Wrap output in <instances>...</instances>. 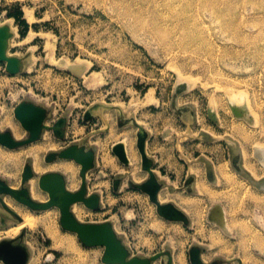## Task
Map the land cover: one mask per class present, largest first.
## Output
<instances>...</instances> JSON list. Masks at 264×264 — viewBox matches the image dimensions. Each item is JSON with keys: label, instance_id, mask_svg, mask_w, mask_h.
<instances>
[{"label": "rangeland", "instance_id": "1", "mask_svg": "<svg viewBox=\"0 0 264 264\" xmlns=\"http://www.w3.org/2000/svg\"><path fill=\"white\" fill-rule=\"evenodd\" d=\"M203 1L0 0V27L13 29L10 52L32 59L12 77L0 62V106L30 97L59 108L101 100L142 116L174 110L183 134L229 152L245 175L232 170L215 186L225 221L214 248L264 264V0ZM0 152L6 175L13 151ZM20 222L7 213L0 239L17 235L23 228L11 227ZM26 228L30 244L34 231L47 239L42 228Z\"/></svg>", "mask_w": 264, "mask_h": 264}, {"label": "crops", "instance_id": "2", "mask_svg": "<svg viewBox=\"0 0 264 264\" xmlns=\"http://www.w3.org/2000/svg\"><path fill=\"white\" fill-rule=\"evenodd\" d=\"M10 36L5 55L24 57L10 52ZM0 62L12 77L32 59L16 71ZM142 112L101 100L59 108L30 97L0 106V147L13 151L10 172L0 169V219L8 207L24 223L23 234L0 239V264L17 252L22 264H243L220 254L212 235L225 221L215 186L232 170L244 173L212 141L183 134L174 110ZM26 227L42 228L47 239L33 230L30 244Z\"/></svg>", "mask_w": 264, "mask_h": 264}, {"label": "water", "instance_id": "3", "mask_svg": "<svg viewBox=\"0 0 264 264\" xmlns=\"http://www.w3.org/2000/svg\"><path fill=\"white\" fill-rule=\"evenodd\" d=\"M10 36V33H9V30H8V27H0V60L1 59H7L8 60V63L9 65H13L11 68H9V66L7 67L8 70L10 71H16L18 69V66L21 65V60L25 57V56H28L27 54L24 56V57H21V58H18V57H7V55H5V47L7 45V39L8 37ZM6 209V214L8 213L13 219L15 220H20V218L8 207H5ZM24 232V228L20 230V234H23ZM17 252V251H15ZM11 259V257H10ZM13 259V260H12ZM11 260H8V259H5L3 258L4 262L7 263V264H22L23 262V258H22V255L20 253L17 252V255H16V258H12Z\"/></svg>", "mask_w": 264, "mask_h": 264}, {"label": "bare ground", "instance_id": "4", "mask_svg": "<svg viewBox=\"0 0 264 264\" xmlns=\"http://www.w3.org/2000/svg\"><path fill=\"white\" fill-rule=\"evenodd\" d=\"M196 2V1H195ZM203 2H205V3H207L208 4V6L210 7H212V8H215V7H217V6H222V5H228L227 4V2H226V0H204ZM204 3V4H205ZM218 11L220 10V8H218L217 9ZM27 15V14H26ZM30 15V14H29ZM29 15H27L28 16V18H29V20L30 21H32L31 19H32V17L31 16H29ZM258 20V19H257ZM234 22V21H233ZM230 26V25H229ZM98 116V115H97ZM5 121V120H4ZM8 121H9V119H8ZM6 124V123H5ZM8 124H10V123H8ZM14 128V127H13ZM17 130V129H16ZM15 132V131H14ZM16 133V132H15ZM128 137V136H127ZM129 141V140H128ZM32 149V148H31ZM36 149V148H35ZM33 150V149H32ZM34 151V150H33ZM35 153V152H34ZM245 156V155H244ZM16 157V156H15ZM136 159V158H135ZM133 165V164H132ZM246 167H248L247 165H245ZM220 167V166H219ZM225 167V166H224ZM251 167V166H250ZM250 167H249V169H250ZM221 168V167H220ZM219 169V168H218ZM251 170H253V168L251 169ZM220 172H221V170H219ZM225 174V173H224ZM14 186V185H13ZM202 188V187H201ZM49 217V216H48ZM20 225H21V228L22 227H24V223H23V221L22 222H20L19 223ZM50 224V223H49ZM51 225V224H50ZM47 227V226H46ZM51 229V228H50ZM49 230V229H48ZM51 231V230H50ZM248 233V232H247ZM54 234V233H53ZM51 235V234H50ZM52 236V235H51ZM213 241H214V239H213ZM262 244V243H261ZM181 254V253H180ZM179 255V254H178ZM177 257V256H176ZM179 259V258H178ZM177 260V259H176ZM180 264V263H179ZM184 264V263H183Z\"/></svg>", "mask_w": 264, "mask_h": 264}]
</instances>
